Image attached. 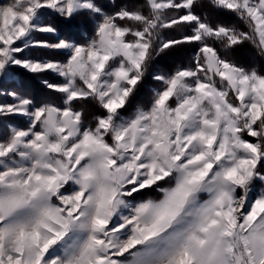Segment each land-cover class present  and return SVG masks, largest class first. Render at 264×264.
I'll list each match as a JSON object with an SVG mask.
<instances>
[{
	"label": "snow or ice",
	"instance_id": "obj_1",
	"mask_svg": "<svg viewBox=\"0 0 264 264\" xmlns=\"http://www.w3.org/2000/svg\"><path fill=\"white\" fill-rule=\"evenodd\" d=\"M110 3H0V264H264V71L229 58H264V0ZM77 18L87 38L61 36Z\"/></svg>",
	"mask_w": 264,
	"mask_h": 264
},
{
	"label": "trees",
	"instance_id": "obj_2",
	"mask_svg": "<svg viewBox=\"0 0 264 264\" xmlns=\"http://www.w3.org/2000/svg\"><path fill=\"white\" fill-rule=\"evenodd\" d=\"M6 0H0V3H5ZM107 3L108 1H103ZM142 0H117V4L128 3L135 5ZM109 10H113L111 4L108 2ZM201 15L207 14L209 18L215 22H224L230 25H235L239 28H243V25L234 17L228 15L217 16L213 10L207 6L197 9ZM58 28L61 36L72 35L76 38H87L88 32L84 30V22L81 18L73 21L71 24L58 22ZM177 35L176 33L165 32V38H171V36ZM38 39L54 40L52 36L38 35ZM193 49L189 46H185L177 51L168 52L155 58L153 70L155 72L168 73L174 71L178 66L186 63L187 60L192 56ZM29 56L41 57V58H55L62 59V55L57 52H51L43 49H32L29 51ZM230 59L244 67H256L259 71H264V58L257 55L256 50L251 44L245 43L237 47L230 53ZM14 72L17 75V79L26 83L30 91L37 96H43L48 94V90L45 89L40 83V77L33 76L21 69L15 68ZM48 80L56 82L57 78L52 75H47ZM159 87L156 81L151 79V76L146 78L144 83L141 85L139 91L133 100V108L136 106H147L152 98V91ZM131 111V109H130Z\"/></svg>",
	"mask_w": 264,
	"mask_h": 264
},
{
	"label": "rangeland",
	"instance_id": "obj_3",
	"mask_svg": "<svg viewBox=\"0 0 264 264\" xmlns=\"http://www.w3.org/2000/svg\"><path fill=\"white\" fill-rule=\"evenodd\" d=\"M103 1H108L109 3H110V0H103ZM107 2V3H108ZM107 3H105V4H107ZM111 4V3H110ZM45 36H50V35H45ZM53 37V36H52ZM38 39V38H37ZM53 39L55 40V37H53ZM32 50V49H31ZM43 50H45V49H43ZM30 51V50H29ZM28 55H29V52H28ZM18 69H21V68H18ZM21 70H23V69H21ZM23 71H25V70H23ZM26 72V71H25ZM50 75H52V74H50ZM53 77H55L54 75H52ZM56 78V77H55ZM152 93H153V91H152ZM7 97H3V96H0V102H7Z\"/></svg>",
	"mask_w": 264,
	"mask_h": 264
}]
</instances>
